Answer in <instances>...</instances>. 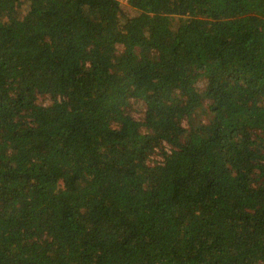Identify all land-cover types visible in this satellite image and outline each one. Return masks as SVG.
<instances>
[{
	"label": "trees",
	"instance_id": "1",
	"mask_svg": "<svg viewBox=\"0 0 264 264\" xmlns=\"http://www.w3.org/2000/svg\"><path fill=\"white\" fill-rule=\"evenodd\" d=\"M0 264H264V0H0Z\"/></svg>",
	"mask_w": 264,
	"mask_h": 264
},
{
	"label": "rangeland",
	"instance_id": "2",
	"mask_svg": "<svg viewBox=\"0 0 264 264\" xmlns=\"http://www.w3.org/2000/svg\"><path fill=\"white\" fill-rule=\"evenodd\" d=\"M133 112H134V114H135L137 117H141V114H142V107H141V106H136V107L133 109Z\"/></svg>",
	"mask_w": 264,
	"mask_h": 264
}]
</instances>
